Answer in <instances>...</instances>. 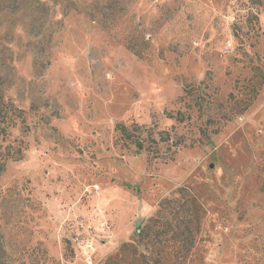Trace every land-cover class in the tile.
<instances>
[{
	"label": "rangeland",
	"instance_id": "obj_1",
	"mask_svg": "<svg viewBox=\"0 0 264 264\" xmlns=\"http://www.w3.org/2000/svg\"><path fill=\"white\" fill-rule=\"evenodd\" d=\"M37 1L0 0V82L25 111L9 264H106L157 216L171 244L194 229L177 264H264V0ZM122 122L193 145L152 159Z\"/></svg>",
	"mask_w": 264,
	"mask_h": 264
},
{
	"label": "trees",
	"instance_id": "obj_2",
	"mask_svg": "<svg viewBox=\"0 0 264 264\" xmlns=\"http://www.w3.org/2000/svg\"><path fill=\"white\" fill-rule=\"evenodd\" d=\"M30 2L28 6V15L34 16L35 9L42 8V4L37 0H26ZM34 4V8L32 6ZM25 111L15 106L14 102L6 97L5 88L0 82V180L5 173L9 161H18L23 159L25 147L23 141L12 138V130L17 128L18 124H24ZM176 121L183 123L189 116L183 111H178L176 115H171ZM27 128H25L26 130ZM116 143L122 147L134 148L135 153L147 152L149 155L153 153L152 159L162 158L165 161L173 159L176 150L184 146H192L188 143L187 136L175 135L176 140L168 146L171 152H161L160 144L168 143L172 139L171 131L168 129H157V127H149L139 122L131 125L120 123L115 128ZM208 128L202 129L203 134H207ZM180 190L184 191V188ZM13 188L3 190L0 188V264H9V252L6 248L5 234L3 233V225L9 223V209H14L18 201L17 193L13 192ZM170 202L169 199L163 200L159 205L163 209L165 203ZM13 214V211H12ZM159 216L150 218L139 229L135 237L126 243H123L120 250L112 257L108 258L106 264H177L187 259V254L183 253V249H189L195 245L194 229L186 226V230L178 229L174 232L176 236H181L178 241L172 244L165 238L166 232L161 229L158 224ZM185 236L182 238V235ZM172 252L168 248H172Z\"/></svg>",
	"mask_w": 264,
	"mask_h": 264
}]
</instances>
